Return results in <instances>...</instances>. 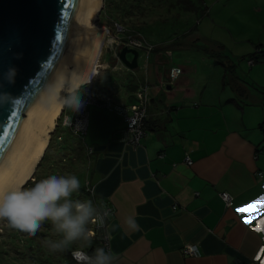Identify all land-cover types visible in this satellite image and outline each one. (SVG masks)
<instances>
[{"label":"crops","instance_id":"0c3cea01","mask_svg":"<svg viewBox=\"0 0 264 264\" xmlns=\"http://www.w3.org/2000/svg\"><path fill=\"white\" fill-rule=\"evenodd\" d=\"M234 1L264 17V0ZM257 33L245 39L246 53L232 63L230 89L227 73L217 86L191 88L183 71H193L194 63L185 60L163 91L162 75L170 73L160 74L156 63L168 59L171 48L185 46L172 43L168 56L156 53L158 89L146 107V134L136 145L128 142L124 123L135 100L129 103L120 90L106 87L104 73L82 87L108 102L88 106L82 144L84 183L97 207L102 202L112 209L106 233L108 250L117 257L113 264H264V54L250 56L264 50V21ZM198 51L212 59L204 48ZM145 81L148 76L138 85ZM223 191L232 196V206L221 199ZM129 216L139 230L127 227ZM186 243L199 254H183Z\"/></svg>","mask_w":264,"mask_h":264},{"label":"water","instance_id":"95a60500","mask_svg":"<svg viewBox=\"0 0 264 264\" xmlns=\"http://www.w3.org/2000/svg\"><path fill=\"white\" fill-rule=\"evenodd\" d=\"M103 7V0H0V93L10 94L0 104V184L23 188L32 179L64 108L57 89L90 72L104 28L115 37L100 24ZM113 50L126 68L138 66V50L105 47Z\"/></svg>","mask_w":264,"mask_h":264},{"label":"rangeland","instance_id":"374dc122","mask_svg":"<svg viewBox=\"0 0 264 264\" xmlns=\"http://www.w3.org/2000/svg\"><path fill=\"white\" fill-rule=\"evenodd\" d=\"M211 3L212 0H141L138 3V5L140 4L139 7L134 8L131 12L132 15L124 17L119 24L130 30L137 29L152 46L158 47L151 52L147 59L145 53L139 50L138 66L133 71L124 65H120L117 57L112 55V53L105 52V48H102L98 62L102 66L98 69L99 74L95 75L96 78L104 73L102 75L104 79L101 81L108 82L107 84L110 85L117 83V89L120 90L121 97L128 98V102L130 103L135 99L129 84L138 83L143 79L147 80L148 76V82L152 85L151 90L153 91V88L154 91L158 89V85H156L158 78L154 75L155 73L152 69L155 54L163 52L168 56L169 52L167 50L170 49H167V47L171 46L172 43H176L178 46L182 45L185 47L171 48L172 51H170L169 58H164L165 60L162 64L156 63L158 67L157 71L160 74L168 72L172 65L181 66L186 60L193 61L194 63L193 71H183V74L189 77L188 85L191 88L201 90L204 86L208 88L217 86L220 84L224 73H227V80L229 81L231 79L232 63L238 62V59H240L238 56H241L244 52L246 53L247 41L245 39L258 34L259 23L264 21V17L252 11L247 5L238 7L234 0H224L215 5H211ZM105 6L106 4L101 10L100 24H105L113 29L114 20H110V16H114L115 13L111 9L105 8ZM207 10L209 11V15L207 14ZM114 19H116L115 16ZM218 45H221V47H217ZM190 48H195L196 50ZM200 48L207 50L212 59L198 51ZM127 57L131 59L132 55L127 54ZM220 59L227 64V68L221 64L214 63V61ZM149 65L150 67H148ZM224 69L226 72H224ZM162 79L165 85L159 88L163 91H168L166 89V85L169 84L168 75L167 77L162 75ZM91 83L93 81L85 86ZM99 85L103 87V85ZM228 85L230 89V81ZM172 87L177 91L175 86ZM80 91L83 97L84 88ZM153 95L154 92L151 94V98ZM64 114L69 115L73 113L68 108H64L59 113L56 119L58 125L51 134V137L54 136V141L56 139L59 141L57 147H59V144H63L62 147H65L66 142L70 143L72 140L71 145L69 144L70 148L62 149L58 153L55 152L53 158L56 159V164L54 166L50 165L48 168L47 164H45L39 173L42 176L44 175L42 179H45L53 174L59 176L60 170H62L65 172L63 175L73 174L77 176L80 186H82L88 176L84 168V161L80 155L82 145L78 136H71V128L61 124ZM57 135L58 137L56 138ZM59 136H61V140ZM82 153L84 156L83 151ZM35 174L28 182L34 180ZM93 204L96 206L94 202ZM93 226L94 224H90L89 229L92 230ZM45 227V224H43L40 230L51 234L53 239L59 237L54 234L51 228H48V230ZM12 232L13 229L8 226L7 221L0 220V249L3 246L10 248L8 251L12 252L11 244L7 242ZM18 233L21 234L20 236L25 234L22 232ZM79 245L80 242L78 241V247ZM1 256L2 253L0 252V258ZM9 256L11 257L12 253ZM12 264L24 263L14 260Z\"/></svg>","mask_w":264,"mask_h":264},{"label":"clouds","instance_id":"9594fccd","mask_svg":"<svg viewBox=\"0 0 264 264\" xmlns=\"http://www.w3.org/2000/svg\"><path fill=\"white\" fill-rule=\"evenodd\" d=\"M9 72L14 74L15 70ZM61 88L64 94L59 95L57 89L56 103L72 113L79 112L83 104L81 86L69 77ZM9 97L8 93H0V104L9 103ZM79 190L80 181L73 174H53L30 188L0 184V220H6L10 228L29 236H35L43 224L50 223L54 234L60 237L45 242L50 252H64L79 241V247L72 252L77 264H113L117 257L111 250L96 248L92 255L83 251L91 246L94 236L89 225L104 227L111 213L102 202L97 207L91 200L73 199ZM125 224L131 230H139L134 217H127Z\"/></svg>","mask_w":264,"mask_h":264},{"label":"trees","instance_id":"16d2710c","mask_svg":"<svg viewBox=\"0 0 264 264\" xmlns=\"http://www.w3.org/2000/svg\"><path fill=\"white\" fill-rule=\"evenodd\" d=\"M140 1L141 0H106L105 1V4H106L105 8H109L115 13L114 16L116 19H114V16H110V20L113 19L114 22H117L119 24L124 17L132 15L131 12L133 11L134 8L139 7L140 4L138 5V3ZM189 8H191V7H189ZM127 32L128 33L130 32L133 35L142 36L145 40H147L137 29H133V30L128 29ZM257 47H259V46H257ZM257 54L258 55L264 54V50L259 49L256 52H253L252 54H250L251 59L254 60ZM217 62L223 64L224 67L227 68V65H225L221 60H218ZM145 83L147 84L148 82L145 81L144 83H142L140 85H138V83L129 84V87L131 89L132 95L134 96L135 100H136V97H135L136 90L139 89L140 87L144 86ZM106 86L109 87V89H111V90H113V89L119 90V89H117L118 88L117 83H115V84L112 83V85L108 84ZM83 96H84V93H83ZM97 99H98V104H91V105H98V106L104 107L108 103L107 100L103 101L98 96H97ZM150 99H151V97H150ZM83 100H84V97H83ZM88 106H87V109H88ZM70 132H71L72 137L73 136L75 137V135H76L80 139V143L82 145L81 148H82V151L84 152V156H83L82 151H81L80 155H81V158L85 164L84 168L86 169L87 153H86V151L83 147V144H82V135L75 133L72 129ZM57 137H58V135L56 136V138ZM59 137L61 140V136H59ZM54 139H55L54 136H52L49 143H48V146L45 150V153L42 157V160L39 163L38 168L35 171L36 174L34 176V180L26 182V184L23 186V188H30V187L34 186L35 183L42 180L44 175L42 176L39 173V171L41 169H43L45 164H47V168L50 165L54 166V164H56V159L53 158V155L55 154V152L58 153V152H61L62 149L70 148V145L72 143V140H71L70 143L66 142L67 144L65 145V147H62L63 144H59V147H57V144L59 141L57 139L54 141ZM61 166H63V165H61ZM60 172H61V173H59L60 175L65 174V172H63L62 170H60ZM78 198L80 200H91L92 202H94L96 204L94 196L92 195L90 188L85 183L82 186H80L79 192L73 194V199H78ZM45 226H46L45 227L46 229L51 228V230H52V225L50 223H45ZM45 234H47V235H45ZM20 235L21 234H19L18 231L13 229L12 235L10 237H8V240H7V242L11 244L12 252L8 251L10 248H6V247L2 246V248L0 249V252L2 253V256L0 258V262H1L0 264H12V262L14 260L22 261V263H24V264H77V261L72 256V252L78 248V242L74 243L71 246V248H69L68 250H66L64 252L53 253V252H50L48 250V248L45 245V242L47 240H50V239L51 240H57V238L59 239L60 237L53 239L51 234H48L47 232H42L41 230H39L35 236H29L27 234H24L22 236H20ZM39 236H41L43 238H41ZM99 244H100L99 239L97 237H93L92 242H91V246L85 247L83 249V251L87 252L89 255H92L94 253L95 249L99 246ZM10 253H12L11 257L9 256Z\"/></svg>","mask_w":264,"mask_h":264},{"label":"built area","instance_id":"2783aa9c","mask_svg":"<svg viewBox=\"0 0 264 264\" xmlns=\"http://www.w3.org/2000/svg\"><path fill=\"white\" fill-rule=\"evenodd\" d=\"M114 28L112 29L115 33V37H111L109 35V30L104 28L108 31L105 36L104 43L102 44V48L106 46H111L114 42L118 44L119 47L127 46L129 48H133L138 50H142L145 53L146 59L149 57L151 52L155 49V46H152L149 41L145 40L142 36L133 35L130 32L128 33L127 28L123 27L121 24L114 22ZM108 27L107 25H104ZM101 48V51H102ZM112 55L118 58L117 50H113ZM99 61V60H98ZM119 61V60H118ZM252 62V61H250ZM102 65L99 63L97 64V68L99 69ZM181 68L178 66H171L169 73L170 78L169 82H174L178 76L181 74ZM98 73V72H97ZM96 73V74H97ZM91 81V80H90ZM164 84V82H163ZM165 85V84H164ZM163 85V86H164ZM152 85L144 84V86L140 87L135 92L136 100L133 104L129 106V111L124 115V123H125V132L127 134V140L129 143L136 145L139 143V140L145 136L146 129L144 128V120L146 117V107L147 103L152 94ZM91 104H98L97 95L93 92L85 89L84 91V100L82 107L79 112L74 113L72 116L64 114L62 117V125L68 128H71L75 133L79 135H83L87 129L88 123V111L87 106ZM71 117V119H69ZM184 162L188 165L192 163L189 156L184 158ZM90 188V187H89ZM91 190V189H90ZM92 192V190H91ZM221 199L224 201L226 206H232L233 198L232 196L223 191L220 194ZM173 208H176L175 206ZM112 212L110 207H107ZM107 219H105L104 227H98L94 224L93 229L91 230L95 237H97L100 241V244L97 248H104L108 251V235L106 233V226H107ZM181 252L185 255L189 256H197L199 254V250L196 245L186 243L182 246ZM73 256V255H72Z\"/></svg>","mask_w":264,"mask_h":264},{"label":"bare ground","instance_id":"6f19581e","mask_svg":"<svg viewBox=\"0 0 264 264\" xmlns=\"http://www.w3.org/2000/svg\"><path fill=\"white\" fill-rule=\"evenodd\" d=\"M107 33H108L107 30H103L101 43H100V46H99V49H98V52H97V55H96V58H95L94 64H93V66H92L90 72L85 76V78H84V79H83L78 85L85 84L86 82L90 81V80L96 75V73L98 72L97 64H98V62H99L98 60H99V57H100V54H101L102 44L104 43L105 36H106ZM72 67H73V66H72ZM72 67H71V68H66V69H72ZM87 84H88V83H87ZM60 89H61V87H60ZM60 89H59V91H60ZM61 108H62V106L60 107L59 112L61 111ZM58 115H59V114L56 115L55 122H56V119H57ZM54 126H55V125H54ZM54 126H53V127H54ZM48 134H49V132H47V135H48ZM47 141H48V140H47ZM47 143H48V142H47ZM34 169H35V166L33 167V171H32V173L34 172ZM32 173H31L30 177L32 176ZM30 177H29V178H30ZM29 178H28V179H29ZM20 187H22V185H21Z\"/></svg>","mask_w":264,"mask_h":264}]
</instances>
